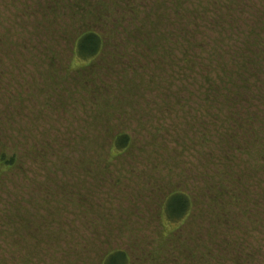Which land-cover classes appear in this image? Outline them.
<instances>
[{
  "label": "rangeland",
  "instance_id": "1",
  "mask_svg": "<svg viewBox=\"0 0 264 264\" xmlns=\"http://www.w3.org/2000/svg\"><path fill=\"white\" fill-rule=\"evenodd\" d=\"M217 1L219 6L231 2L236 17L264 12V0ZM212 3L183 0L198 16L186 23L203 47L171 44L167 55V47L153 54L148 46L164 45L160 35L171 29V0L138 8L137 19H120L124 0H0V145L18 147L14 150L25 162L24 170L12 176L16 181L0 177V210L5 211L6 200L8 208L15 202L23 206L16 213L12 205L0 216L13 224L7 228L0 221V233L2 227L9 229L0 237V264H98L103 253L126 249L130 254L131 246L141 256V249L157 246L159 206L171 193L183 192L185 183L196 199L187 222L169 236L174 264L199 262L203 253L207 258L201 264H234L237 257L240 261L241 244L264 245V181L242 177L239 188L231 183L222 159L230 153V142H221L224 103L205 98L211 87L225 88L223 67H237L225 53V46L234 44L228 27L213 26L219 15ZM247 5L252 10L244 11ZM91 29L105 42L92 74L75 62L69 65L73 43ZM126 29L131 37L153 33L145 44L126 43ZM134 55L135 73L124 64ZM87 77L97 92L81 108L80 88ZM101 83L105 94L118 99L112 109L117 115L104 124L117 128L114 133L123 126L133 140L128 152L109 162L108 148L101 145L104 135L96 134L103 117L94 119L96 111L100 115L107 109L97 96L105 92ZM81 134L84 139L74 145ZM244 160H239L241 170ZM223 185L240 190L248 201L240 205L250 213L238 221L235 203L206 193ZM251 198L258 199L256 208ZM213 230H223L217 236L221 242L206 240ZM21 231L27 236L18 240ZM257 263L264 264V254Z\"/></svg>",
  "mask_w": 264,
  "mask_h": 264
},
{
  "label": "trees",
  "instance_id": "2",
  "mask_svg": "<svg viewBox=\"0 0 264 264\" xmlns=\"http://www.w3.org/2000/svg\"><path fill=\"white\" fill-rule=\"evenodd\" d=\"M117 1H121V3H123V0ZM213 1L214 3H212L211 7L214 9V13H216V15H219V17L217 16L216 19L217 25L214 23L213 26H220V31L228 27V39L234 44L233 46L226 45L227 47L225 46V48L228 51H226L225 53L228 54L229 52L228 55L232 56L233 60H235V66L237 67H235V70H233L232 68L223 67V70L221 71L222 78H220V82L224 83L225 88L220 91V88L217 89L211 87L210 92L205 98L206 100L208 99L212 101H219V99H222L224 103L223 109L225 110L227 117L224 123L227 124L224 127L225 129L222 133L221 142L223 144H225L226 142H230L227 143L228 147L226 148L227 151L230 148V153L226 152L222 159L223 162L226 163L227 169L229 170V172L225 174L229 175L231 183H235L237 185V188H239L238 184L242 181V177H253L254 180L259 179L260 183L264 181V12H255L256 14H249L246 18L243 17V15L236 17V11L233 8L231 2H229L228 5L221 4L219 6L220 3H218L217 0ZM159 2L160 0H153L152 3H150L149 0H124V13L120 17V19H124L125 17H130L131 19H133L131 16L136 18V15L138 14V8H151ZM171 4L173 5L172 10H170L171 29L167 33L160 35L161 37H163L161 39L163 40L162 43L164 45H159V47L157 45L148 46V51L156 54V52H158L160 48L167 47V51L164 49L162 50H164L167 55H169L168 51L172 52L171 50L173 49L171 44L173 46L187 44L189 50V46L193 47L191 49L198 47L201 48L202 43L200 44L196 41L194 37L195 34H192L190 32L189 27L186 23V20L189 18H191L193 21L195 19H198V16L193 12L192 7L191 9L186 8L185 5H183V0H171ZM207 7L210 8L209 4H207ZM218 9H221V11L219 12ZM243 10L249 11L252 9L249 5H247L246 7H243ZM241 12H243L242 8ZM164 16L165 14L161 17L164 18ZM221 17H223L222 20ZM250 24L252 26L249 27ZM244 27L250 29V32L246 35L240 33L241 28ZM129 32L130 31L127 30V32L123 34L125 42L128 43L130 39H133L135 41L134 44H136L137 42L139 44H145L146 38H148V36L151 37V34L153 33L152 31V33H148L146 34V36H144L143 34H139L138 36L131 37ZM104 43L105 42L103 37L93 29L80 34L73 43V57L71 58V62L69 63V65L72 66V64L75 62V66H78L79 68H88V71H90L92 74V68L94 67L93 62L95 59L101 57L104 50ZM135 54L143 58H147L150 55V53L141 54V52H135ZM136 55L131 56L129 59H126V63H124L127 66V70L134 73L137 63L135 61V57H137ZM126 56H124L122 59H125ZM137 64L139 65V63ZM93 81H91L89 77H87L86 80L82 82L84 84L80 88V90L82 91L79 95L80 98L78 100L81 104V108L82 104L84 105L83 108H85L87 102L92 103L90 97L93 98V96L96 95L97 91H94L95 88L90 89L91 86L89 87V84H94ZM208 82H210V80H208ZM104 84L105 83H101L102 90L104 88L102 87L104 86ZM105 93L106 91L103 93H99L97 96L102 98L107 103V109H105L104 112L100 115L99 111L97 112L95 110L96 114L94 115V119L96 120L97 118L103 117L102 121H98L100 122L101 126L100 130L96 131V134L104 135L105 139L103 140L104 142H102L101 145L108 148L107 156L109 162L111 159L117 158V155L119 156L123 153L128 152L130 147L133 145V140L130 133L126 132L127 129H124L123 126H119L120 129L114 133L117 128H114L113 125L109 127V123L104 124L106 117H110L113 119L115 115H117L113 112L112 109H114V106L118 104V99L116 100V102L113 101L111 96L112 93ZM83 99H86L87 101H84ZM95 99L96 97L94 98V100ZM59 100L61 101V105L65 103L64 98L60 97ZM97 103L98 101L95 100L94 104L96 105ZM92 107H94V105H92ZM85 132L87 134V130H85ZM95 136L96 135H94V137ZM84 137L85 134H81L80 137H77L75 140L73 139V144H78L79 142H81L79 140H83ZM43 147L45 148L46 152L47 150H49V147L46 144H44ZM17 148L16 146L14 147V149ZM14 149H9V147L5 143H1L0 145V177L4 180L8 175V177H11L9 182H14L18 179V177L12 178L13 174L16 171L24 170L23 165L25 162L17 152L18 149L17 151H15ZM52 155L53 154H51L50 156ZM241 157H245V160L243 161L245 165L242 170L239 167V160L242 159ZM248 172L250 174H248ZM107 182L106 184H108ZM114 183H116L115 186L120 185V181H115ZM236 185H234V187H236ZM206 186L209 187L208 183H206ZM124 187L125 186L122 185V188ZM184 187L185 190L183 192L177 190V192L171 193L166 197V200L163 202V204L159 206V212L157 214L159 217L158 220L160 222L159 226L161 228L160 235L156 240L157 246H151L150 248L148 246L146 247V249H141V256H137V250L133 248V246L129 247L131 252L130 254L127 253L126 249L111 250L110 253H103V255L99 258L100 260L98 264H136V262L137 264L141 262L144 264H174V261H171L168 256L170 253H172V250L169 246L171 240L169 236L174 231H176L180 227V225L187 222L186 220L191 214V209L196 199L194 198L192 193L187 190L186 183ZM111 189H114L112 184ZM206 193L211 196L213 195L212 197L214 199H223L224 197H226L229 200L230 205H232V203H235L237 221L240 220V218L245 217V215H247L250 211L249 207L243 208L240 205L241 201L244 205L248 203L247 200L246 202H244L240 190L234 192V189L223 185L219 186L215 190L213 189V191L212 189L211 191L210 189H207ZM253 196L255 195L253 194ZM190 197H192L193 200ZM123 200L127 201V198L125 197L123 198ZM5 202L2 203L3 206H5V211L0 210V216L3 215L2 212L7 213V211L12 208V205L14 206L16 213H18L20 210H17L19 206L23 207L21 203L15 202L12 204L10 203V207L8 208ZM249 203L252 205L251 207L256 208L258 199L251 198ZM9 214L11 215V212H9ZM1 223L6 225L7 228L8 226L13 225L12 220L9 219L6 221H1ZM7 228H1L2 231L0 233V237L5 238L4 236L9 231V229ZM12 229L15 231L13 227ZM21 232L23 235L21 234L18 240H20L22 237L24 239V236H27L25 231ZM208 233L209 234L206 236L207 241H214L217 239L218 242H221L222 239L219 240L217 236H219V234H225L223 233V230H220V232L213 230L212 233H210V231H208ZM197 240L200 243L199 239ZM203 243H205V240L203 241ZM263 251L264 245L258 246L256 244V246L254 247L249 243H244L243 245L241 244V247H239L240 261L239 257H237L233 260V262L234 264H260L257 263V261L264 254ZM210 253L211 249L209 248V251L207 252L208 256ZM202 255V257L200 256L197 259L199 260V262L197 261L193 264H199L200 262L202 263L203 259L205 257L207 258V255H205L204 253Z\"/></svg>",
  "mask_w": 264,
  "mask_h": 264
}]
</instances>
